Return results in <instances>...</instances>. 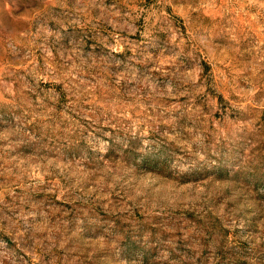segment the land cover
<instances>
[{
	"label": "rangeland",
	"instance_id": "rangeland-1",
	"mask_svg": "<svg viewBox=\"0 0 264 264\" xmlns=\"http://www.w3.org/2000/svg\"><path fill=\"white\" fill-rule=\"evenodd\" d=\"M0 264H264V0H0Z\"/></svg>",
	"mask_w": 264,
	"mask_h": 264
}]
</instances>
